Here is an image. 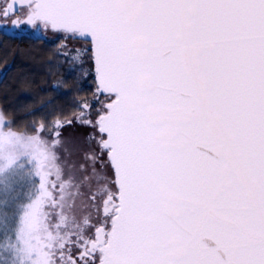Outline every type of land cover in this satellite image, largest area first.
<instances>
[{"label": "water", "instance_id": "obj_1", "mask_svg": "<svg viewBox=\"0 0 264 264\" xmlns=\"http://www.w3.org/2000/svg\"><path fill=\"white\" fill-rule=\"evenodd\" d=\"M91 46L118 190L100 264H264V0H26Z\"/></svg>", "mask_w": 264, "mask_h": 264}, {"label": "flooded vegetation", "instance_id": "obj_2", "mask_svg": "<svg viewBox=\"0 0 264 264\" xmlns=\"http://www.w3.org/2000/svg\"><path fill=\"white\" fill-rule=\"evenodd\" d=\"M25 2L0 0V48L11 56L5 69L0 65V82L9 69L18 75L30 65L41 69L36 86L13 93L20 98L10 131V167L18 175L14 221L42 228L38 263L100 264L118 190L99 121L115 97L97 90L90 43L47 26Z\"/></svg>", "mask_w": 264, "mask_h": 264}, {"label": "rangeland", "instance_id": "obj_3", "mask_svg": "<svg viewBox=\"0 0 264 264\" xmlns=\"http://www.w3.org/2000/svg\"><path fill=\"white\" fill-rule=\"evenodd\" d=\"M10 131L0 110V264H40L37 257L35 261V252L38 255L40 247L36 234H40L42 228L28 221H14L13 199L18 175L10 167L13 162ZM39 210L36 208L33 218H38Z\"/></svg>", "mask_w": 264, "mask_h": 264}, {"label": "trees", "instance_id": "obj_4", "mask_svg": "<svg viewBox=\"0 0 264 264\" xmlns=\"http://www.w3.org/2000/svg\"><path fill=\"white\" fill-rule=\"evenodd\" d=\"M0 49L1 56L7 55L4 60L2 57H0V60H3L2 64L0 65H3L2 67L3 69H5V64L10 62L11 60V56H8L10 50L7 47H3ZM23 68L24 69L22 70L20 75L14 72H10L11 69H9L3 76L2 81L0 82V110L11 128H13L14 124L18 122V115L14 114L12 111L13 102H17L20 100V98H14V91L26 89V87L28 88L29 85L32 87L36 86L34 85L35 82H32V80H35L37 77H39V72H41V69L37 68V66L34 67L30 65L29 67ZM53 69L54 73H52V76L56 74V67H54ZM46 80V83L49 84V79L47 78ZM59 82L62 83L63 80L61 81V79H58L54 83L57 85ZM21 100H24V98H22Z\"/></svg>", "mask_w": 264, "mask_h": 264}]
</instances>
